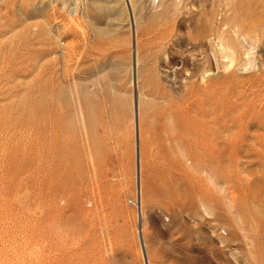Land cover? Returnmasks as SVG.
Segmentation results:
<instances>
[{
  "label": "rangeland",
  "instance_id": "374dc122",
  "mask_svg": "<svg viewBox=\"0 0 264 264\" xmlns=\"http://www.w3.org/2000/svg\"><path fill=\"white\" fill-rule=\"evenodd\" d=\"M0 264H264V0H0Z\"/></svg>",
  "mask_w": 264,
  "mask_h": 264
},
{
  "label": "water",
  "instance_id": "95a60500",
  "mask_svg": "<svg viewBox=\"0 0 264 264\" xmlns=\"http://www.w3.org/2000/svg\"><path fill=\"white\" fill-rule=\"evenodd\" d=\"M135 106L137 108V100H135ZM137 168L138 174L140 172V149H139V142L137 141ZM139 230L141 231V225H139Z\"/></svg>",
  "mask_w": 264,
  "mask_h": 264
},
{
  "label": "bare ground",
  "instance_id": "6f19581e",
  "mask_svg": "<svg viewBox=\"0 0 264 264\" xmlns=\"http://www.w3.org/2000/svg\"><path fill=\"white\" fill-rule=\"evenodd\" d=\"M130 10H131V8H130ZM131 13H132V11H131ZM134 40H135V43H134V51L136 52V37H135V34H134ZM135 52H134V54H135ZM138 142H139V140H137ZM140 178V177H139ZM138 192H139V199H140V192H141V185H139V189H138ZM139 209H140V206H139ZM141 211V210H140ZM142 216V215H141ZM139 233L140 234H142V226H141V231L139 230ZM140 240H141V242L143 243V245H144V242H143V238L142 237H140Z\"/></svg>",
  "mask_w": 264,
  "mask_h": 264
}]
</instances>
